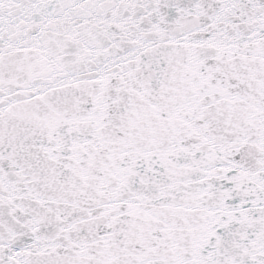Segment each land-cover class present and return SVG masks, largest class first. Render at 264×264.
I'll use <instances>...</instances> for the list:
<instances>
[{"label":"snow or ice","instance_id":"snow-or-ice-1","mask_svg":"<svg viewBox=\"0 0 264 264\" xmlns=\"http://www.w3.org/2000/svg\"><path fill=\"white\" fill-rule=\"evenodd\" d=\"M0 264H264V0H0Z\"/></svg>","mask_w":264,"mask_h":264}]
</instances>
